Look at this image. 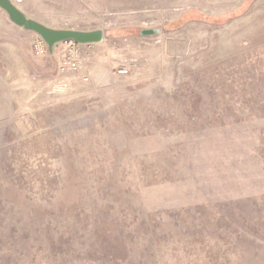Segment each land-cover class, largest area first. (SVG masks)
Segmentation results:
<instances>
[{"label":"rangeland","instance_id":"rangeland-1","mask_svg":"<svg viewBox=\"0 0 264 264\" xmlns=\"http://www.w3.org/2000/svg\"><path fill=\"white\" fill-rule=\"evenodd\" d=\"M10 1L0 264H264V0Z\"/></svg>","mask_w":264,"mask_h":264},{"label":"water","instance_id":"water-1","mask_svg":"<svg viewBox=\"0 0 264 264\" xmlns=\"http://www.w3.org/2000/svg\"><path fill=\"white\" fill-rule=\"evenodd\" d=\"M0 8L8 15V18L15 25L26 30L36 32L45 41L47 49L52 52L55 44L72 40L80 44L97 43L103 40V30H75V29H56L51 28L43 23L27 17L20 9H18L10 0H0ZM144 34L157 32L155 29H143Z\"/></svg>","mask_w":264,"mask_h":264},{"label":"built area","instance_id":"built-area-1","mask_svg":"<svg viewBox=\"0 0 264 264\" xmlns=\"http://www.w3.org/2000/svg\"><path fill=\"white\" fill-rule=\"evenodd\" d=\"M70 44L73 46L76 42L72 41V40H69ZM48 50V49H47ZM46 51V49L44 50V48L42 47L41 43L38 44V49H37V52L38 53H42Z\"/></svg>","mask_w":264,"mask_h":264}]
</instances>
